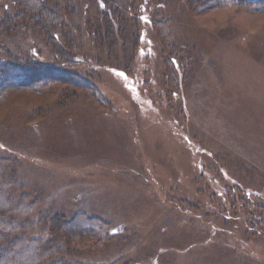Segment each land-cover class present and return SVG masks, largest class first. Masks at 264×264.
<instances>
[{"label": "rangeland", "instance_id": "1", "mask_svg": "<svg viewBox=\"0 0 264 264\" xmlns=\"http://www.w3.org/2000/svg\"><path fill=\"white\" fill-rule=\"evenodd\" d=\"M33 1L0 0L1 63L47 68L0 95L16 260L264 264V0Z\"/></svg>", "mask_w": 264, "mask_h": 264}, {"label": "trees", "instance_id": "2", "mask_svg": "<svg viewBox=\"0 0 264 264\" xmlns=\"http://www.w3.org/2000/svg\"><path fill=\"white\" fill-rule=\"evenodd\" d=\"M114 1L115 0H108L107 3H109L110 6L115 9L116 7L115 5H113ZM33 2L34 3L32 7L34 8V13L35 10L41 11L44 14L49 13L51 16L48 18L52 20V23L54 24V22H58V15H56L55 13L53 14L51 5H48L44 0H34ZM26 12L27 11H25L24 13L26 14ZM49 29L52 30L51 28ZM55 70L57 71L58 69ZM43 71H47V68L44 69L39 67L38 70H35V67H32L24 62L21 64L19 60H14L13 62H7L5 64L1 63L0 61V95H4V93L10 89L27 88V85H30L32 88L34 85H36V81H39L40 79H42V77H44L43 75L45 73ZM58 71L63 74L60 70ZM10 208L11 205L7 206L6 211L0 208V226L6 224L5 220H9L7 218V213L14 212ZM16 223L18 224V222ZM68 224L73 225V223ZM8 226L10 228L16 227L14 222L8 223ZM74 227H76V225H74ZM7 241L10 242L11 247L13 246L15 248L18 239L10 238V236L7 237L6 233L0 231V264H21L19 262L20 260H16V253L14 251V248L5 247V243H7ZM1 244L3 246H1ZM22 264L29 263L27 261H22Z\"/></svg>", "mask_w": 264, "mask_h": 264}]
</instances>
